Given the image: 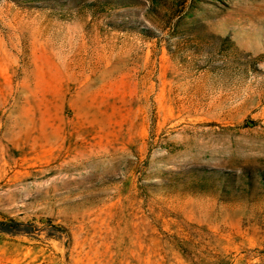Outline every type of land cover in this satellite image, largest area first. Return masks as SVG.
<instances>
[{
	"label": "rangeland",
	"instance_id": "374dc122",
	"mask_svg": "<svg viewBox=\"0 0 264 264\" xmlns=\"http://www.w3.org/2000/svg\"><path fill=\"white\" fill-rule=\"evenodd\" d=\"M125 3L0 0V264H264V0Z\"/></svg>",
	"mask_w": 264,
	"mask_h": 264
},
{
	"label": "trees",
	"instance_id": "16d2710c",
	"mask_svg": "<svg viewBox=\"0 0 264 264\" xmlns=\"http://www.w3.org/2000/svg\"><path fill=\"white\" fill-rule=\"evenodd\" d=\"M126 5L128 4L123 0V6ZM151 5H153V7L155 6L154 3ZM259 177L261 179V185L264 187V174L259 172ZM53 228L58 231L64 230L61 226H53ZM30 232V225L28 223L19 222L13 218L0 219V233L9 235H28Z\"/></svg>",
	"mask_w": 264,
	"mask_h": 264
}]
</instances>
